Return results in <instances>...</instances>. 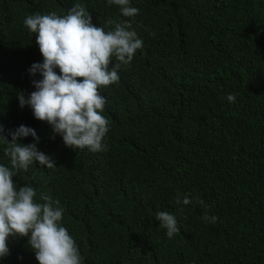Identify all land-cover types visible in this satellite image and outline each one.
Instances as JSON below:
<instances>
[{
	"label": "trees",
	"instance_id": "16d2710c",
	"mask_svg": "<svg viewBox=\"0 0 264 264\" xmlns=\"http://www.w3.org/2000/svg\"><path fill=\"white\" fill-rule=\"evenodd\" d=\"M81 3L93 24L128 21L143 40L119 82L100 89L106 150H72L17 96L35 91L43 57L24 19ZM0 0V125L33 128L55 168L13 182L60 201L82 264H264V0ZM58 71V70H57ZM235 101L229 103L227 96ZM20 143L35 141L31 136ZM0 146V163L10 167ZM193 203L181 210L177 197ZM166 211L172 238L154 219ZM216 216V223L202 218ZM27 237H10L2 264H38Z\"/></svg>",
	"mask_w": 264,
	"mask_h": 264
},
{
	"label": "clouds",
	"instance_id": "9594fccd",
	"mask_svg": "<svg viewBox=\"0 0 264 264\" xmlns=\"http://www.w3.org/2000/svg\"><path fill=\"white\" fill-rule=\"evenodd\" d=\"M118 7L123 17H134L139 10L131 0H107ZM114 26L105 30L93 24L92 15L81 3H75L66 14L35 13L24 19L25 27L35 36L43 57L42 63L29 68L35 91L27 97L17 96L19 106L29 107L35 119L45 121L65 146L72 150L85 149L96 153L106 150L105 138L110 131L103 115L106 98L100 89L119 82V70L133 61L143 40L132 30L128 21H108ZM58 70V71H57ZM229 103L235 96H227ZM0 125V146L10 167L0 163V264L10 254V237H27V245L34 252L38 264H82L79 248L62 225L64 209L60 201L46 193H37L31 186H18L13 177L28 171L34 164L55 168V161L38 150L36 131L20 125L3 135ZM31 136L34 143L23 144L21 138ZM193 203L188 196L177 197L181 210ZM154 219L172 238L180 231L176 217L157 211ZM206 223H216V216L205 215Z\"/></svg>",
	"mask_w": 264,
	"mask_h": 264
}]
</instances>
